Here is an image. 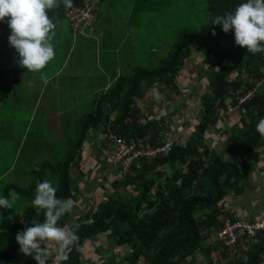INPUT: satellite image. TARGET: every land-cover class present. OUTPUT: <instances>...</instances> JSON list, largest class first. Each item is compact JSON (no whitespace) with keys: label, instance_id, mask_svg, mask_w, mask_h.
Segmentation results:
<instances>
[{"label":"trees","instance_id":"trees-1","mask_svg":"<svg viewBox=\"0 0 264 264\" xmlns=\"http://www.w3.org/2000/svg\"><path fill=\"white\" fill-rule=\"evenodd\" d=\"M82 2L73 0V6ZM205 2L207 21L200 30L181 33L178 42L174 43L169 55L161 60L158 67L139 66L130 76L121 77L115 84L117 86L97 95L93 100V111L77 122L76 136L67 142L68 148L62 159L55 163L44 161L36 164L31 171L35 178L29 189L12 186L6 190L5 196L10 190H15L19 198L32 203L37 183L53 175L56 176L57 197L70 198L76 203L70 169L81 171L80 160L76 161L75 157L83 150L88 133L94 132L101 122H107L113 133L102 134L110 139L113 148L118 146L112 138L117 135L115 133H121L125 138H137L144 144H137L143 150L166 143L171 138L170 130L175 129V123L172 125L162 120L156 124L149 121L142 115L138 101L143 100L147 91L157 85H176L192 53H200L203 62L214 65V69L204 74L211 73L209 92L195 101L200 110L195 116L193 135L185 142H174L169 155L140 156L126 169L124 160L111 155L118 162L112 168L119 169V174L107 177L109 189L104 191V197L93 199L91 212L81 215L66 213L58 221L61 227L65 224L79 225L78 244L70 253L69 260L62 264H85L84 254L92 253L90 241L104 239L107 235L115 244L114 254L117 250L128 248L124 254L125 264H194L197 252L204 255L205 264H212L214 251L225 259L226 252L233 247L241 248L243 255L226 264L264 263V230L258 231L256 238L249 243L240 240L233 247L217 245V242L207 247L204 245L209 233L223 227V220L231 217L226 213L225 198L229 193L242 195L252 178L257 161V157L254 159L255 150L263 141L256 125L264 118V87L258 91L262 85L264 53H248L246 47L235 44L233 30L225 33L221 25L210 24L215 16L234 12L247 0ZM66 10L61 0V6L48 12V15L52 20L61 18ZM6 20L0 21V105L13 90L10 88L8 91V82L10 84V80L19 79L27 70L19 66V57L8 43L10 29ZM13 56L16 59L12 60ZM10 64L14 68L9 67ZM6 66L9 68L7 73L4 72ZM253 89L257 90L255 95L240 106L239 127L234 126L226 137V154L205 146L209 127L217 126L219 116L230 112V105L237 104L238 98ZM108 112L119 115L111 119ZM47 171H50L49 175H46ZM125 175L127 179L124 180ZM76 179L83 187V179L78 176ZM124 184L133 187L132 192L123 188ZM33 219L42 223L44 216L43 212L37 216L31 204L22 213L20 222L8 224L1 232L5 244L0 250V264H37L35 259L19 255V244L15 239L18 231L32 226ZM232 220L237 221L236 218ZM96 250L99 252L98 244H94L93 256ZM54 260L55 255L48 258L47 264H54ZM111 264H119L117 255L112 258Z\"/></svg>","mask_w":264,"mask_h":264},{"label":"rangeland","instance_id":"rangeland-1","mask_svg":"<svg viewBox=\"0 0 264 264\" xmlns=\"http://www.w3.org/2000/svg\"><path fill=\"white\" fill-rule=\"evenodd\" d=\"M185 2H189V5L194 8V22L192 23V14L190 13L189 16L185 17L184 21L180 24L177 30H173L171 34L166 36L167 40L164 37H160L159 40L174 44V42H178L180 34L184 33L185 30L195 32L200 30V28L206 24L207 18L205 0H185ZM147 3L153 9L158 7L156 0H147ZM177 4L174 2L172 7H175ZM193 4H195V6ZM108 5V2L104 3L103 10L104 7ZM53 10H57V8ZM154 16H156V14H154ZM62 18L63 17H55L53 19L55 22L58 21V27H56L55 31L64 27L66 37H69L71 40V35L73 37L74 35L71 32L69 24ZM171 18L174 19L173 16H171ZM67 25L70 29L71 35L68 32ZM175 25L176 23L174 22L171 28H174ZM166 26L167 24H164V22L161 23V27L163 29H166ZM152 30L153 28H148L149 33L147 36L149 40L153 36L152 32H150ZM54 50L55 57L47 65L49 67V71L53 73V77L51 78L50 73L45 70L46 68H44L42 72L49 79V81H54L57 85L55 87L45 89L44 82L40 78L41 74L26 70L25 73L21 74L19 77L16 85H14L11 94H9L8 98L0 105V195H4L5 189L7 190L12 186H22L24 189H29L35 178L31 174L35 165H40L44 161L55 163L62 159L68 148L67 142L74 140L76 136L77 122L82 121L86 115L93 111L92 108L94 107V104H92V101L97 95L94 94V78L103 80L102 74L99 72L100 75H97L96 67V73L94 74L96 77L79 69V73L84 75L79 77L84 89L86 90L85 93L66 92L65 74L69 73L72 69L71 66L66 68L61 67L65 64L68 58H72L77 63V66L82 67L84 64L87 71H92L94 73V61L90 60L92 54L91 50L86 51L85 53L77 51L74 52V46L64 48L61 43L55 46ZM92 50L94 54V47ZM167 55H165L164 58ZM11 59L13 60L16 58L13 56ZM160 64L161 62H158L150 66V68H156ZM206 77L209 80L211 73H207ZM209 87L210 85L205 86L203 89H200L198 93L193 91V103H195V101L200 98V96H202L209 89ZM36 91L38 92L37 95ZM41 91H45L48 95L45 96V99L40 104V102L36 103V100L39 96V92ZM48 97L49 101H46ZM74 99H82V101L79 104L70 105L71 100ZM144 99L138 101V105L142 111L141 113L144 117L148 118L149 121L155 122L150 120L152 111L148 109L150 106L146 107ZM148 104L155 107L150 104V102H148ZM70 106L79 108L72 109ZM55 109H60L64 113L60 122L57 118L49 119L47 121V118L45 117L46 111ZM154 110L156 111V109ZM157 110L160 111L159 108H157ZM157 114L160 116L159 113ZM118 115L119 114L117 113L108 112V116L111 119L117 117ZM165 116H167V114ZM169 117L170 116H168V118ZM222 117L224 122L222 123V121H220L219 127L222 128L224 133L221 132L220 134L221 136L224 135V138H226L233 128L229 125V123H225V121L232 119V117L229 118L228 115L223 116V113L219 118L221 119ZM164 121L168 123L167 120ZM178 126L180 128L181 123H179ZM213 128L215 127L210 126L206 132L208 133V131L213 130ZM103 132H112L110 123L101 122L97 129L94 128V132L90 131L88 133L87 140L84 142L82 147L83 150L75 157L76 161L80 160V166L82 167L81 171L78 172L72 167L70 169L71 176L74 178L72 189L75 191L74 196L77 200L76 203H74V208L71 212L74 215L91 212L93 208V199L95 201L97 200V197H99L100 200L104 197V191L109 189L107 188L109 185L106 184L107 177H114L119 174V169L112 168V166L118 162L111 155H118L122 158L124 153L134 147L135 144L144 146L142 142H138L136 140L137 138H125L121 133H115L117 134L120 146L118 148H113L110 144V139L104 136L102 134ZM192 133L191 136L193 135ZM148 136H150V134H148ZM44 138L48 141H44ZM142 141H145V139ZM218 141L221 142L222 140L220 139ZM204 144L209 147L206 140L204 141ZM224 144L215 145L213 148H219L221 151L218 153L225 155L226 152ZM169 170L171 171V169ZM91 172L94 173L93 176ZM49 173L50 171H47L46 175H49ZM76 176L83 179L82 184L79 179L80 184L83 187L78 185ZM46 179L50 180L56 187V176L49 175ZM122 179H127V176ZM245 181L243 184H245ZM123 188H126L129 192H132L133 189L130 185L125 184ZM22 201L23 198H18L16 204L14 205V209H0V216L4 217V219L0 220V250L3 249L5 244L1 232L5 231L8 224H15L21 221V213L27 204L26 201ZM28 202L30 206L32 203L31 201ZM230 210L231 208L227 207V211L229 212ZM228 214L234 215V212L231 211ZM9 216H11V219H8ZM223 223H225V220H223ZM220 228L221 227H218L213 230L209 233L208 238H205L204 245H206V247L215 243V237H217V233ZM98 243V241L94 240V244L97 245ZM50 245L51 242L45 241L43 243V246L50 250L48 258H54V255H56L57 245H55L54 251H52V248H49ZM217 245L219 244L217 243ZM114 249V242L111 238H108L104 244L99 245L98 254L101 257H97L98 255L93 256L92 253L90 254V257L94 259V264H102V262H105V264H111L112 258L117 255L118 263L125 264L124 254L128 251V248L117 250L115 254ZM19 255L26 256L20 251ZM196 255L197 257L194 264H205L204 255L201 252H197ZM241 255H243L242 249H236V247L229 248L226 252L227 258L224 257L225 259L220 256V253L214 251L213 256L211 255L212 264H226L234 258H239ZM29 257L33 258L32 256Z\"/></svg>","mask_w":264,"mask_h":264},{"label":"crops","instance_id":"crops-1","mask_svg":"<svg viewBox=\"0 0 264 264\" xmlns=\"http://www.w3.org/2000/svg\"><path fill=\"white\" fill-rule=\"evenodd\" d=\"M109 3L104 7L103 4ZM158 7L156 9L151 8L148 5L147 0H100L95 9V20L91 25H87L83 29L82 36H72L70 29H67L71 35V40L66 37L64 27H61L56 31V37L53 40L55 46L60 43L67 48L74 46V52L86 51L92 52L90 60L94 61V73L87 71L84 67L77 66V63L72 58H68L64 65L61 67L71 66V71L66 76V92L85 93L82 82L79 76H84L79 73V69L86 73L94 75L95 67L97 69V75L99 72L102 74L103 80L94 78V94H101L110 90L113 86H117V81L121 77L130 76L133 70L139 66L150 67L153 64L161 62L165 55L170 53V50L174 44L171 42H165L159 40L160 37H164L171 34L173 30H177L180 24L184 21L186 16L192 14V23L194 22V8L189 5V2L185 0H156ZM178 3L175 7H172L173 3ZM195 6V4H193ZM51 10H49L50 12ZM64 14V13H63ZM156 14V16H154ZM173 16L174 19L171 18ZM63 19V18H62ZM65 22L64 20H62ZM53 22L58 27V21ZM167 24L166 29L161 27V23ZM176 23L174 28H171ZM66 23V22H65ZM153 28L152 38L148 39V28ZM175 43V42H174ZM94 47V54L92 48ZM165 53V55H164ZM192 55V56H191ZM186 60L184 68L181 70L179 77L177 78L176 85L166 86L164 84L157 85L154 89H149L145 96L146 107L152 111L150 120L155 121L156 124L161 120H167L170 124L175 125V129L170 130V140L174 142H185L193 132V126L195 116L199 113V106L197 103H193L194 96L193 91L198 93L200 89L209 85V80L204 74L211 69H214V65L203 62L200 58V53H192ZM209 57V56H208ZM210 58V57H209ZM211 59V58H210ZM205 60V59H204ZM9 67L14 68L12 64ZM8 66L4 69L7 73ZM50 73L51 78L53 73L49 71V67L45 69ZM94 77H96L94 75ZM19 79L10 80L8 82V91L10 88H14L16 82ZM64 82V81H63ZM57 84L54 81L44 83V88H52ZM12 92V90H11ZM10 92V93H11ZM209 89L205 92L208 93ZM38 92L36 91V95ZM48 95L45 91L39 92V96L36 103L40 104ZM96 95V96H97ZM201 97V96H200ZM46 101H49V97ZM82 99L71 100L70 105L79 104ZM155 107H152L151 105ZM35 103V104H36ZM93 104V101H92ZM231 106V105H230ZM72 109L79 107L70 106ZM157 108L160 109L157 110ZM156 109V111L154 110ZM159 111V112H158ZM160 116H158V114ZM63 111L60 109L46 111L47 121L49 119L57 118L60 122L63 115ZM167 114V116H165ZM228 115L229 118L225 123L233 128L238 126L239 120L238 114L235 111H228L227 114L223 113V116ZM168 116H170L168 118ZM220 117V116H219ZM220 121H223V117L219 120L217 126L213 130L208 131L206 135L207 145H223L226 143L224 135L221 136L222 128L219 127ZM179 123L181 126L179 128ZM239 127V126H238ZM237 127V129H239ZM224 133V132H223ZM93 134V133H92ZM222 140L219 142L218 140ZM225 139V140H224ZM204 140V141H205ZM215 152H220L219 148H213ZM257 157V161L254 164V171L252 178L250 179L248 186L245 187L244 192L240 196H236L233 193L225 198V207L231 208L234 215H231L232 219L248 221H263L264 222V137L262 144L255 150L254 159ZM92 173V172H91ZM94 173H92V176ZM6 192V189H5ZM23 209V212L29 207V202ZM20 212V211H19ZM21 213V214H22ZM227 213V212H226ZM227 213V214H228ZM231 217H227L230 218ZM226 219V218H225ZM259 221V222H260ZM110 238L107 235L104 239L96 238L98 246L104 244L106 240ZM55 243L51 242L50 249L55 247ZM85 247V246H84ZM90 249L94 254V240L90 241ZM57 251V250H56ZM90 253L84 254L85 264H94V259L90 257ZM96 255L101 257L97 250ZM101 259V258H100ZM105 264V262H102Z\"/></svg>","mask_w":264,"mask_h":264},{"label":"clouds","instance_id":"clouds-1","mask_svg":"<svg viewBox=\"0 0 264 264\" xmlns=\"http://www.w3.org/2000/svg\"><path fill=\"white\" fill-rule=\"evenodd\" d=\"M62 3L66 9L73 7V0H62ZM60 6L61 0H0V21L7 18L10 29L8 43L19 57V66L40 73L45 84L48 78L42 70L55 57L53 40L56 37V24L48 12ZM210 24L221 25L225 33L233 30L235 44L246 47L248 53H264V0H247L238 5L234 12L215 16ZM212 34H216L214 30ZM261 84L258 91L264 87V71ZM256 131L264 137V118L257 123ZM56 192L57 188L50 180L37 183L32 206L37 216L43 212L44 220L41 223L33 219L31 227L18 231L15 236L19 251L32 256L37 264H47L50 250L43 246L45 241L57 245L54 264L68 261L79 241L78 224L58 226V221L73 211L74 201L70 198L60 199ZM18 198L15 190H10L7 196L0 195V209H14ZM2 219L4 217L0 216Z\"/></svg>","mask_w":264,"mask_h":264},{"label":"built area","instance_id":"built-area-1","mask_svg":"<svg viewBox=\"0 0 264 264\" xmlns=\"http://www.w3.org/2000/svg\"><path fill=\"white\" fill-rule=\"evenodd\" d=\"M100 0H83L82 4L73 6L67 9L63 14V19L69 24L71 32L74 36H82L83 29L87 25H91L95 20V9L99 4ZM256 90H251L246 96L238 98V103L232 106V110L240 117V106L245 104L254 94ZM114 142L120 146L117 135L113 136ZM122 142V141H121ZM124 145V143L122 142ZM174 143L167 141L164 144H160L154 148L143 150L138 147L137 144L130 148L129 151L124 153V156L118 159L124 160L125 169L129 164L140 156H166L172 151ZM224 226L220 228L215 237V242L224 245L225 247H233L237 245L240 240L245 242L256 238L258 231L264 228L263 221H248L239 220L233 221L230 218L224 219ZM209 236V235H208ZM264 264V263H263Z\"/></svg>","mask_w":264,"mask_h":264}]
</instances>
